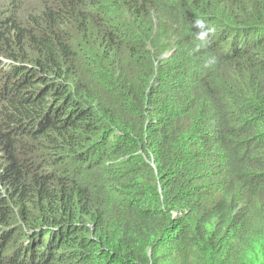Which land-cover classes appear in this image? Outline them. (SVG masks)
I'll return each mask as SVG.
<instances>
[{
  "label": "trees",
  "instance_id": "obj_1",
  "mask_svg": "<svg viewBox=\"0 0 264 264\" xmlns=\"http://www.w3.org/2000/svg\"><path fill=\"white\" fill-rule=\"evenodd\" d=\"M0 264H264V0H0Z\"/></svg>",
  "mask_w": 264,
  "mask_h": 264
},
{
  "label": "clouds",
  "instance_id": "obj_2",
  "mask_svg": "<svg viewBox=\"0 0 264 264\" xmlns=\"http://www.w3.org/2000/svg\"><path fill=\"white\" fill-rule=\"evenodd\" d=\"M195 27L199 29L197 32V39L201 42L200 45H197L196 51H199V48L201 46L207 45L211 43V36L215 33L214 27H207L205 25V22L203 20L197 19L195 22ZM169 56V55H168ZM4 60V59H1ZM4 65L9 66L11 63L7 60H4ZM209 64L212 63V61L208 62ZM3 65V67H4ZM207 66V65H206Z\"/></svg>",
  "mask_w": 264,
  "mask_h": 264
}]
</instances>
